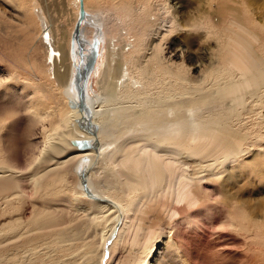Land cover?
<instances>
[{
	"label": "rangeland",
	"instance_id": "1",
	"mask_svg": "<svg viewBox=\"0 0 264 264\" xmlns=\"http://www.w3.org/2000/svg\"><path fill=\"white\" fill-rule=\"evenodd\" d=\"M20 1L27 0H0V163L5 161V151L7 167L27 175L33 162L46 163L38 157L39 150L60 119L53 110L62 113L60 100L67 94L60 96L62 85L46 71L47 51L41 44L39 20L33 16L34 29L28 31ZM163 1L84 0L86 12L114 15L113 21H103L102 42L94 37L90 43L97 41L103 56L99 62L103 67L89 78L87 96L92 105L102 101L101 95H96L98 84L110 77L106 70L114 61L109 51L112 45L116 49L122 46L118 34L123 26L141 45L138 66L148 69L144 84L154 83L152 76L156 80L149 88L153 91H161L166 85L170 90L176 80L193 98L199 92L196 89L206 91L222 81L232 83L239 77L231 68L238 42L242 44L238 56H246L252 66L264 67V0H165L166 8H162ZM38 2L37 7H42L52 23L53 37L62 43L65 36V44L77 14L72 0ZM146 9L151 15L147 19L155 18V24L145 17L140 21ZM151 56L154 59L150 61ZM156 56L162 68L175 73L172 81L171 76L163 80L162 70L156 69ZM221 69L226 76L230 74L228 80L217 75ZM132 75L137 76V72L133 70ZM35 83L52 85L53 91L49 95L38 93L32 88ZM242 96L244 104L238 107L240 115L234 128H239L238 135L247 137L244 146L253 142L258 147L242 153L225 170L207 162L204 166L213 167V171L202 168L200 180L189 182L179 202L169 193L154 197V201L148 198L142 206L136 192H127L133 207L127 211L120 237L110 245L105 264H264V123L260 120L264 118V90L263 94ZM43 107V111L48 108L46 115L34 118L30 114L32 110L39 114ZM254 136L261 140H252ZM219 140L229 146L238 141ZM214 148V142L204 146L207 152ZM124 172L130 175L138 170ZM102 174L97 170L93 176L100 190ZM65 180L60 182L62 188L56 186L43 196L37 193L31 197L26 191L28 199L17 198L13 204L0 200V264H99L100 237L113 230V216L95 223L88 207L73 193L76 176L70 172ZM37 219L49 227H42ZM15 227L22 233L20 240L3 234Z\"/></svg>",
	"mask_w": 264,
	"mask_h": 264
},
{
	"label": "bare ground",
	"instance_id": "2",
	"mask_svg": "<svg viewBox=\"0 0 264 264\" xmlns=\"http://www.w3.org/2000/svg\"><path fill=\"white\" fill-rule=\"evenodd\" d=\"M38 1H20L25 7L24 22L27 30L32 32L34 29L32 17L39 20L41 44L47 51L46 71L55 75V81L60 83L62 85L60 88L64 90L62 94L60 92V96L65 93L68 100H65L64 95L65 99L62 97L64 100H60L63 106L62 113L58 114L54 108V115H59L60 119L53 133L49 131L50 135H47L39 150L38 157H42L41 160H46V163L33 162L31 172L27 175L14 173L7 167V153L4 151L5 161L2 163L5 165L0 163L4 165H0V200L3 204L6 202L13 204L17 198H26L28 192L31 197L37 193L43 196L50 190H55L56 186L62 188L60 182L66 183L67 175L73 173L77 179L76 184L73 182L74 186L72 185L73 193L80 198V201L78 200L80 204L88 207V211L91 212L90 219L99 223L98 220L105 216H113V225H110L113 230L103 232L100 237L99 264H105V259L110 253V245L120 237L127 211L133 207V200L128 197L127 192L129 194L136 192L135 197L142 202V206L147 203L144 200L148 198H153L154 201V197H162L164 194L170 196L169 193H172V197L179 202L184 197V190L189 182L195 183L200 180L202 168L207 162L221 165L222 170H225V166L238 160L242 153L249 151L251 147H258V144L253 142L248 147L244 146L247 137L238 135L236 131H239V128L235 130L234 127L236 118L240 115L238 107L244 104L242 95L247 93L258 95L259 92L263 94L264 67L252 66L246 56L243 58L238 56L239 48L242 47L238 42L239 48L234 49L231 68L238 71L239 77H235L232 83L222 81L206 91L202 88L196 89L199 92L193 98L189 97V89L181 88L183 84H178L176 80L171 83L170 90L166 85L161 91H153L149 88L156 80L151 74L154 83L144 84L143 81L148 77V69L138 66L141 45L137 44L136 39L123 26L118 34L122 46L116 49L112 45L109 51L114 61V66L106 70L110 77L106 82L104 80L98 84L96 95H101L102 101H96L95 105L94 103L92 105L87 94H84L82 103L84 109L80 112L79 100L75 98L76 93L69 90L74 70L67 57L69 56L72 62L82 58L77 54L75 47L74 52H71V36L78 18V0H72V7L77 9V14L74 13L76 20L65 44V36L62 43L53 37L52 23L45 17L42 7H37ZM162 8H166L165 0ZM148 11L149 9L143 10L140 21L144 17L149 18ZM85 13L80 28V38L85 45L83 55L87 52L86 46L89 47L94 37L99 39V44L102 42L103 24L113 21L114 16L110 12L91 14L85 11ZM151 18L147 21L153 25L156 21L155 18L151 21ZM121 22L123 23L122 20ZM43 41H46L45 44ZM224 44L229 46L227 42ZM155 53L156 50H153V54ZM102 57L101 48L97 46L96 63L91 74L99 72L103 67V64L99 63ZM153 59L151 56L150 61ZM156 63V69L162 70L163 80L167 77L170 79L171 76L172 81L175 73L162 68L163 63L159 58L156 59ZM133 70L137 72L135 77L132 75ZM217 75L225 77L226 72L221 69ZM226 77L228 80L231 76L229 74ZM88 86H85V91L90 89ZM32 88L43 95H49L53 91L52 85L45 86L42 83H35ZM120 89L122 92L118 94ZM257 101L261 102V98ZM42 102L46 104L45 101ZM43 109L44 107L39 114L33 110L30 114L34 118L35 115H46L48 108L46 111ZM84 117L96 128V136L79 128V122ZM260 120L264 123V118ZM229 138H237V144L229 146L219 140L228 143ZM252 138L254 141L261 140L257 136ZM72 140L96 141L97 147L82 152L71 145ZM210 142L215 143V148L207 152L204 146ZM208 166L205 168L213 171V167ZM127 169H137L138 172L127 175L124 172ZM97 170L103 173L102 190L98 189V182L94 181L93 176ZM120 185L125 186V190ZM82 195L85 197L81 198ZM37 221L42 227H49V223L40 219ZM34 224L35 222H31V225ZM3 234H11L10 237L17 240L23 238L22 233L16 232V227L14 230L11 229V232Z\"/></svg>",
	"mask_w": 264,
	"mask_h": 264
},
{
	"label": "water",
	"instance_id": "3",
	"mask_svg": "<svg viewBox=\"0 0 264 264\" xmlns=\"http://www.w3.org/2000/svg\"><path fill=\"white\" fill-rule=\"evenodd\" d=\"M85 16L86 13L84 9V2L83 0H78V18L76 20L71 36V52H74L75 47L77 54L82 57L79 61V64L75 68V73L73 76L74 78L72 80V83L74 81L75 87L77 88L80 112L84 109L82 104L84 100V89L87 85L88 78L93 71L97 58V41L89 44L88 49H86V54L83 55L85 45L80 38V28L82 22L85 19ZM79 128L92 136H96V128L89 124L88 118H82V120L79 122ZM71 145L82 152L90 149H95L97 147L96 141L90 140H72Z\"/></svg>",
	"mask_w": 264,
	"mask_h": 264
},
{
	"label": "flooded vegetation",
	"instance_id": "4",
	"mask_svg": "<svg viewBox=\"0 0 264 264\" xmlns=\"http://www.w3.org/2000/svg\"><path fill=\"white\" fill-rule=\"evenodd\" d=\"M86 48H88V46H86ZM79 61H80V59H76L74 62H70L71 64H72V66H73V76H74V73H75V68L77 67V65L79 64ZM73 78L74 77H72V80H73ZM72 80H70V84H69V90L70 91H73V92H75L76 93V97L75 98H78L77 96H78V93H77V88L75 87V83H74V81H73V83H72ZM88 83H89V79H88V81H87V86H88ZM89 87V86H88ZM74 88V89H73ZM88 90V89H87ZM84 94H87L88 95V91H85V89H84ZM69 93V95L68 96H70V92H68Z\"/></svg>",
	"mask_w": 264,
	"mask_h": 264
}]
</instances>
